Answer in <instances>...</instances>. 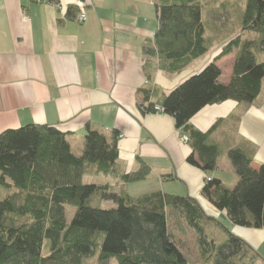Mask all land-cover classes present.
I'll list each match as a JSON object with an SVG mask.
<instances>
[{"label": "trees", "instance_id": "16d2710c", "mask_svg": "<svg viewBox=\"0 0 264 264\" xmlns=\"http://www.w3.org/2000/svg\"><path fill=\"white\" fill-rule=\"evenodd\" d=\"M208 1L156 4L158 27L144 53L155 56L162 71L180 72L220 40L206 34L202 10ZM240 2V34L159 103L188 137L192 152L187 162L205 172L216 169L221 151L190 119L203 107L228 99L251 103L264 77V59L257 57L264 54V0ZM72 14L69 8L67 16ZM246 33L257 38L247 39ZM234 48L232 76L223 84L216 61ZM146 111H155V104ZM67 137L49 124L29 123L0 132V187L7 191L0 197V264H254L257 256L251 247L208 216L194 198L162 192L134 197L124 189L111 190L108 183H83L86 175H114L124 183L147 177L149 169L142 161L140 170L119 174L117 132L107 136L88 127L80 153L72 150ZM228 157L235 185L230 189L211 178L202 195L233 224L264 228V165L252 168L250 156L238 148L229 150ZM102 201L115 206L102 208ZM66 205L75 208L70 223ZM169 213L194 231L197 260L185 251L187 231L181 224L184 236L176 242Z\"/></svg>", "mask_w": 264, "mask_h": 264}, {"label": "crops", "instance_id": "0c3cea01", "mask_svg": "<svg viewBox=\"0 0 264 264\" xmlns=\"http://www.w3.org/2000/svg\"><path fill=\"white\" fill-rule=\"evenodd\" d=\"M158 1L0 0V132L29 123L49 124L67 133L72 150L80 153L88 127L107 136L115 131L119 174L140 170L142 161L148 175L130 183L114 175H95L100 180L89 183H108L111 190L124 189L134 197L162 192L194 198L208 216L251 247L257 256L254 264H264V228L233 224L201 192L206 178H218L230 189L235 185L237 176L228 157L233 148L250 156L252 168L264 165V77L251 103L228 99L203 107L190 119L195 129L208 133L209 143L220 148L214 171L187 162L192 148L180 140L186 133L171 115L156 108L161 97L198 73L240 34L239 28L219 26L216 15L229 7L240 13L241 2H205L211 17L207 21L202 10L206 34L220 40L180 72L167 73L155 56L144 53L158 27ZM81 11L86 14L84 22L77 21ZM244 37L253 40L257 35ZM235 58L234 48L216 61L221 83L230 81ZM152 103L155 111H146ZM176 219L177 230L181 224L185 231L186 222Z\"/></svg>", "mask_w": 264, "mask_h": 264}, {"label": "rangeland", "instance_id": "374dc122", "mask_svg": "<svg viewBox=\"0 0 264 264\" xmlns=\"http://www.w3.org/2000/svg\"><path fill=\"white\" fill-rule=\"evenodd\" d=\"M205 9H203V15H207V11H206V6L204 7ZM238 16H239V11L238 8H232L229 7V11H227V9H222V12L218 13V15H216V17H219L220 19L217 21L219 26H225L228 28H231V31H235L238 29ZM207 21L211 20V17L209 19V15L205 16ZM216 19V18H215ZM250 33H246L245 36H249ZM258 60H262L263 57H261V55H258ZM74 147H77L78 143L77 141L74 142ZM207 179V178H206ZM205 179V181H206ZM99 178H95L93 176H84L83 177V183H89L90 181H99ZM4 190V188H0V197H3L4 194L2 193V191ZM4 192V191H3ZM92 202H95L94 199H92ZM100 207L102 208H110V207H114L115 205L110 202V201H102L100 204ZM75 213V208L72 206H65V219L67 223H70L73 215ZM168 221H169V225L170 228L172 230V232L174 233L175 236V240L177 242V237L178 240L180 238V236H184V233H180L179 230H177V219L174 216V214L169 213L168 216ZM186 230H188L187 234H186V239L188 240V244L187 246H185V251L186 253L190 256V257H194L193 259L197 260L196 255H197V245H196V241H195V234L194 231H192L191 229L186 228ZM227 237V235H226ZM110 264H114V261L111 260Z\"/></svg>", "mask_w": 264, "mask_h": 264}, {"label": "built area", "instance_id": "2783aa9c", "mask_svg": "<svg viewBox=\"0 0 264 264\" xmlns=\"http://www.w3.org/2000/svg\"><path fill=\"white\" fill-rule=\"evenodd\" d=\"M42 2H51V0H39ZM26 21H29V18L24 16L23 17ZM86 20V14L84 13V11H81L80 14L77 16V21L78 22H84ZM157 109H159V107H156ZM180 140H182L183 142H187L188 141V137L186 135H182ZM210 178H207V180H209Z\"/></svg>", "mask_w": 264, "mask_h": 264}, {"label": "bare ground", "instance_id": "6f19581e", "mask_svg": "<svg viewBox=\"0 0 264 264\" xmlns=\"http://www.w3.org/2000/svg\"><path fill=\"white\" fill-rule=\"evenodd\" d=\"M157 111V110H156Z\"/></svg>", "mask_w": 264, "mask_h": 264}]
</instances>
